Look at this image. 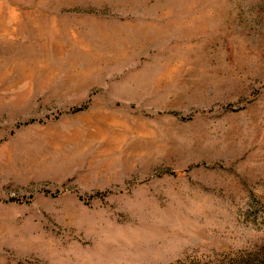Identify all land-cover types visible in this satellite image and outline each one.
I'll return each mask as SVG.
<instances>
[{
	"label": "rangeland",
	"instance_id": "rangeland-1",
	"mask_svg": "<svg viewBox=\"0 0 264 264\" xmlns=\"http://www.w3.org/2000/svg\"><path fill=\"white\" fill-rule=\"evenodd\" d=\"M0 264H264V0H0Z\"/></svg>",
	"mask_w": 264,
	"mask_h": 264
}]
</instances>
